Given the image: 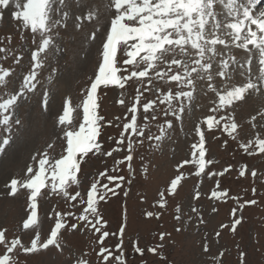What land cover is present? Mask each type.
<instances>
[{
	"label": "snow or ice",
	"instance_id": "6c2138e0",
	"mask_svg": "<svg viewBox=\"0 0 264 264\" xmlns=\"http://www.w3.org/2000/svg\"><path fill=\"white\" fill-rule=\"evenodd\" d=\"M103 9L95 0H0V21L5 20L8 11L11 20L17 22L21 40L30 39V44L22 46L19 53L0 46V59L11 56L16 66H21L25 53L30 52L28 67L21 70L19 78L13 67L0 64V162L38 130V125L19 115L20 109L29 104H38L47 115L59 101L53 128L61 142L59 158L49 155L48 149L54 147L49 142L42 152L32 153L25 169L11 174L4 183L0 198H26L25 216L18 227L30 242H25L20 234L9 239V230L0 225V264H21L20 254L30 256L53 248L60 256L68 253L63 264H128L124 250L129 225L126 200L116 231L109 230L104 205L121 192L123 197H129L137 177L133 162L145 139L160 155L170 142L174 155V134L177 129L185 131L187 123L192 125L193 133L190 158L176 163L175 175L163 189L157 190L158 198L150 206L157 210L144 212V217L160 220L170 198L179 194L183 182L190 177L198 178V183L188 206L190 211L182 215L181 206H175L176 233L189 227L199 232L201 225H206L202 206L195 203L202 198L204 178L215 182L207 197L209 201L237 203L230 210V222L221 223L220 230L235 234L242 224L243 216L239 213L245 205L258 204L256 199L240 203L239 197L222 187L221 180L216 178L235 166L229 164L214 171L211 166L218 161L211 157L206 144L208 135L219 131L237 142L248 156H264V122H260L264 121V110H257L250 117L255 122L252 126L259 127L260 132L246 142L238 139L243 126L236 118L237 110L250 99L264 98V0H108ZM7 42L11 43L10 35ZM93 49L98 54L96 70L80 89L82 99L73 104L69 79ZM234 50H243L245 56L238 58ZM133 85L137 86L135 95L126 104L123 90ZM109 89L121 90L118 103L126 108L123 118L106 120L100 114L98 92L106 95ZM209 93L213 94L209 114L197 117L196 112L203 109L198 97H207ZM150 123H155L158 134H152ZM121 125L118 138L102 139L106 126ZM219 138L212 136L213 140ZM109 140H114L115 146L106 148ZM228 142L224 140L223 146L227 147ZM121 152L123 156L117 158ZM93 158H111V169L105 162L104 170L95 176L85 172L83 166ZM139 159L143 162L144 155ZM185 165L192 166L187 174ZM122 166L127 168V177L118 174ZM249 172L253 180L258 177L257 170L249 169L247 164L240 166L238 176L245 177ZM139 174L148 180L147 164L141 165ZM105 179L107 182H102ZM256 192L253 187V196ZM52 196L60 197L68 207L56 210L53 206L42 219L40 209ZM218 210V206H211V213ZM220 230L214 231L211 241L204 231V254L219 243ZM77 233L93 234L96 261L85 259L87 253H75L72 237ZM156 236L158 242L153 245L141 247L139 241L133 242V251L141 257L147 251L158 256L161 264H170L165 249L166 241L175 244L172 234L165 231ZM109 237L117 240L114 250L106 246ZM224 255L225 250L219 249L218 255L211 258L212 264H223ZM238 258L239 264H247L244 251L238 252Z\"/></svg>",
	"mask_w": 264,
	"mask_h": 264
},
{
	"label": "rangeland",
	"instance_id": "374dc122",
	"mask_svg": "<svg viewBox=\"0 0 264 264\" xmlns=\"http://www.w3.org/2000/svg\"><path fill=\"white\" fill-rule=\"evenodd\" d=\"M23 3V0H21ZM96 3L101 4V10L103 11V4L108 0H95ZM11 36V43L8 44L7 38ZM25 37L29 34L24 33ZM0 40L4 41L3 45L8 46L11 49L16 50L19 53L22 46L30 44V39L26 41L21 40V32L17 30V22L11 20L8 11L5 12V20L0 21ZM235 54L238 58L243 57L245 54L242 50H235ZM97 52L95 49L91 52L88 59L79 63L78 67L73 72L72 77L69 79L71 85V95L73 104L78 103L82 97L80 95V89L84 88L88 83V77L94 75L97 66ZM3 56V54H0ZM30 59V52L25 53L24 60L21 66H16L13 63V59L9 56L8 59H0V64L4 67H13L16 71V78L21 75V70L28 67V61ZM64 57H61L63 60ZM255 67V65H254ZM47 69L45 73H47ZM135 87H127L124 91L125 103L130 104L132 97L135 95ZM199 88V85H198ZM121 90L109 89L106 95L103 91L98 92L99 103L101 105L100 114L105 117L106 120H112L116 116L123 118L126 108L118 103ZM39 95V93H37ZM149 98H155L150 93H145ZM211 93L207 97L202 94L198 97V103L203 106L202 110L196 112L197 117H203V115L209 114L208 108L211 106ZM163 107V106H161ZM60 109V103H57L50 107L49 113L45 115L41 112L39 105H26L19 111V115L22 118L30 119L34 125H38V130L27 143L16 146L12 149L7 157L0 162V192L4 191L3 185L9 179L10 175L16 173L20 169H25L30 162L31 155L34 151H43L49 142L54 144L52 149H48L50 156L59 158L61 153V142L56 138V130L53 128V120L56 117L58 110ZM257 110H264V98L250 99L247 104L242 105L237 110V121L243 127L240 130V136L238 139L244 142L247 139H253L255 135L260 132L259 127L254 128L253 122L250 117L256 114ZM130 115V114H129ZM257 121H260V117L257 116ZM264 122V121H260ZM78 126L79 119L76 121ZM192 125L186 124L185 131L176 130L174 139L177 140L175 144L176 152L173 155L171 152L170 142L166 144V151L163 155L157 153L153 148L149 147V142L145 139L144 146L138 149L137 158L134 160V167L137 169V177L134 185L132 186L129 197H123V193H120L119 197H111L109 203L104 205L106 209V218L110 221L109 230H118L119 223L122 215V205L125 200L127 203L129 225L126 229V235L124 237V250L128 257V264H142V261H146L147 264H161L159 257L151 253L145 252V255L141 257L138 253H135L132 248V244L135 241H139L141 247L153 245L158 242L159 232H169L172 234V239L175 244H171L166 241L168 246L165 249V255L168 258L170 264H212V257L218 255V250H225L223 257V264H239L238 252L244 251L246 253L247 264H264V156L254 154L248 156L239 149L237 142L232 141L226 135H221L219 131L208 135V142L206 147L210 149V155L212 158L218 161L215 165L211 166L214 171L222 170L229 164L235 167L226 173L223 177H218L222 183V187L228 188L230 194L240 198V203L246 200L256 199L257 205H245L242 213L243 221L238 226L235 234L229 232L228 229H219L221 223L230 222V210L237 207L236 201L229 200L227 202L209 201L207 198L210 191L214 189L215 182L207 178L203 179L201 185V191L203 193L202 198L195 202L196 206H202L204 212V218L207 221L206 225H201V231L197 232L193 228L189 227L187 231L176 233L174 231L178 222L174 219L175 206L179 204L181 206L182 215L188 211L189 204L192 203V193L195 185L198 183V178L190 177L186 182H183V186L179 189V194L169 201V205L166 211H164L160 220L146 219L143 215L148 210H157L150 207L154 204L158 198V189H163L169 182L170 178L175 175V165L177 162L185 158H190L189 144L192 142L193 133L190 131ZM150 129L152 134H158L155 123H150ZM121 127L106 126L102 139L107 140V137L111 136L118 138ZM187 133V139L185 138ZM219 136V139H212V136ZM228 140L227 147L223 146L224 140ZM114 140H109L105 144V147H112ZM123 152L119 154L117 158L123 156ZM143 154L145 159L142 162L139 156ZM105 162L109 169L112 167L111 158H104L103 160H96L93 158L87 165H84V171L90 172L94 176L98 171L104 170ZM142 164H147L149 167L148 180L145 181L139 174V169ZM247 164L249 169H256L258 177L253 180L249 173H246L245 177H239L238 171L241 165ZM191 165H185L184 171L188 172L191 169ZM119 175L127 177V168L122 166L118 172ZM102 182L106 183V179ZM87 183V181H85ZM111 186V185H110ZM127 187V185H125ZM255 187L257 192L253 196L252 188ZM25 197L19 198H0V225L6 227L9 230L8 238L11 239L13 235H22L25 242H30L28 235L22 233L20 225L22 218L25 216ZM218 206L217 213H211V206ZM55 206L56 210H64L68 206L58 196H52L51 199L43 203L40 214L44 219V215L53 210ZM77 211L76 209H72ZM47 228V225H45ZM220 230L221 236L218 244H213L209 254H204L201 248L202 237L204 231L208 232V239L211 241L214 239V231ZM44 233L42 232V236ZM98 235V234H97ZM155 237V239H154ZM259 240V243H257ZM117 243L115 237H109L106 240V246L113 247ZM237 245L239 248H237ZM72 247L75 253H87L85 259H91L96 261L95 252L93 251L94 240L93 234H80L77 233L72 237ZM98 250V248L96 249ZM3 253L2 246H0V254ZM68 253L65 252L64 256H60L53 248L47 252H41L30 256L24 254L19 255L21 264H63Z\"/></svg>",
	"mask_w": 264,
	"mask_h": 264
}]
</instances>
